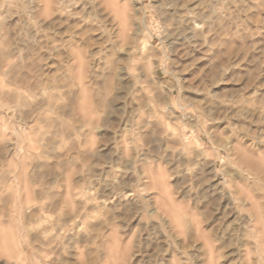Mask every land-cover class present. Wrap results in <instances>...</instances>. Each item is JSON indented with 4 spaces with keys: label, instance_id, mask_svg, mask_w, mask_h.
Masks as SVG:
<instances>
[{
    "label": "rangeland",
    "instance_id": "1",
    "mask_svg": "<svg viewBox=\"0 0 264 264\" xmlns=\"http://www.w3.org/2000/svg\"><path fill=\"white\" fill-rule=\"evenodd\" d=\"M0 264H264V0H0Z\"/></svg>",
    "mask_w": 264,
    "mask_h": 264
},
{
    "label": "bare ground",
    "instance_id": "2",
    "mask_svg": "<svg viewBox=\"0 0 264 264\" xmlns=\"http://www.w3.org/2000/svg\"><path fill=\"white\" fill-rule=\"evenodd\" d=\"M195 28L196 27H192V29L195 31ZM190 30V29H189ZM166 71H169L168 69H166ZM46 203H48V202H46ZM43 204H45V203H43ZM46 206H47V204L46 205H41L40 206V208H39V211L37 212V214H36V217H38V220H40V221H43L44 219H47V216L45 215V213H46V210L48 211V209H46ZM49 206H50V204H49ZM49 206H47V207H49ZM46 230L48 231L49 229H47L46 228ZM50 230H51V228H50ZM53 230H55V229H53ZM57 230V229H56ZM46 231V232H47ZM49 232V231H48Z\"/></svg>",
    "mask_w": 264,
    "mask_h": 264
}]
</instances>
